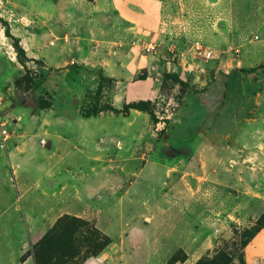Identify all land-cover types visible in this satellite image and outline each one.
Returning <instances> with one entry per match:
<instances>
[{"label": "rangeland", "instance_id": "1", "mask_svg": "<svg viewBox=\"0 0 264 264\" xmlns=\"http://www.w3.org/2000/svg\"><path fill=\"white\" fill-rule=\"evenodd\" d=\"M0 17L44 64L30 81L0 23V264H35L66 214L111 239L84 264L264 262V229L243 251L236 235L264 214V0H0ZM139 101L155 117L81 115Z\"/></svg>", "mask_w": 264, "mask_h": 264}, {"label": "trees", "instance_id": "2", "mask_svg": "<svg viewBox=\"0 0 264 264\" xmlns=\"http://www.w3.org/2000/svg\"><path fill=\"white\" fill-rule=\"evenodd\" d=\"M5 36L12 40V46L17 55V61L23 66L26 75L30 81L31 70L28 68L30 61H36L41 66L43 62L32 60L28 57L25 48L21 45V40L16 37L12 31L8 21L0 17ZM264 68V66L260 67ZM252 69L249 72H254ZM41 77H43L41 75ZM165 80L174 79L180 85V94L177 99H183L191 88L189 82L181 80L178 74L166 73ZM136 80H145L146 77L137 76ZM108 79L101 75L99 78L98 95H101L103 85ZM110 81V80H109ZM40 105L44 109H50V102L40 101ZM155 106L150 101H139L126 104L122 110H119L112 104H96L88 110H82L81 115L85 118L97 117L102 113L128 114L131 110L146 112L155 117ZM264 229V214L256 221L251 228L245 229L236 235L240 238L241 248H244ZM111 239L103 234L90 222L72 215H63L55 225L36 243L31 245L30 250L23 257L25 261L32 256L35 264H84L90 258L98 257L109 245ZM174 261H179L175 259ZM196 264H236L235 253L228 251L225 247L217 248L213 257L201 259ZM239 264H246L243 254L240 257Z\"/></svg>", "mask_w": 264, "mask_h": 264}, {"label": "crops", "instance_id": "3", "mask_svg": "<svg viewBox=\"0 0 264 264\" xmlns=\"http://www.w3.org/2000/svg\"><path fill=\"white\" fill-rule=\"evenodd\" d=\"M15 36H16V35H15ZM1 37H3V38L5 39V41H7V43H8V47H9L8 53H9V55H10L14 60L17 61L16 52H15L13 46H12V42H11V40L8 39V38L5 36L4 28L2 29ZM20 40H21V45L25 48L26 52L28 53V54H27L28 57H29L30 59H35V58H36V55L34 54V53H35V50L32 49V47H31V45L29 44V42H27L26 39H24V38H21ZM1 51H2V53H6V52L4 51V49L0 46V53H1ZM6 55H7V54H6ZM34 57H35V58H34ZM261 234H262V233L258 234V236L255 238L256 240L254 239V241H257V239H259V237H261ZM176 264H189V263H188V261H185V262H182V263H176ZM262 264H264V262H263Z\"/></svg>", "mask_w": 264, "mask_h": 264}, {"label": "built area", "instance_id": "4", "mask_svg": "<svg viewBox=\"0 0 264 264\" xmlns=\"http://www.w3.org/2000/svg\"><path fill=\"white\" fill-rule=\"evenodd\" d=\"M4 127V125H2V128ZM2 131H3V135L5 136V137H7L8 135H9V132H8V130L7 129H2Z\"/></svg>", "mask_w": 264, "mask_h": 264}]
</instances>
